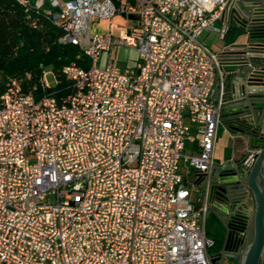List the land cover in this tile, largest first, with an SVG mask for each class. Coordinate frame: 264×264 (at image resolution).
Listing matches in <instances>:
<instances>
[{"label":"built area","instance_id":"1","mask_svg":"<svg viewBox=\"0 0 264 264\" xmlns=\"http://www.w3.org/2000/svg\"><path fill=\"white\" fill-rule=\"evenodd\" d=\"M228 1L49 0L60 39L89 63L62 67L71 89L60 98L16 78L0 95V264H229L223 254L237 255L212 252L206 193L192 189L214 163L225 99L222 81L212 92L218 51L200 35L221 32ZM117 14L132 24L93 29ZM121 45L137 53L124 69L108 56Z\"/></svg>","mask_w":264,"mask_h":264},{"label":"water","instance_id":"2","mask_svg":"<svg viewBox=\"0 0 264 264\" xmlns=\"http://www.w3.org/2000/svg\"><path fill=\"white\" fill-rule=\"evenodd\" d=\"M220 19L224 35L218 58L229 83L225 87L221 123L243 148L237 156L218 163L223 171L218 177L204 173L199 183L221 222L228 227L239 219L238 204L248 191L252 192L253 237L239 264H261L264 251V0H229ZM238 183H242L243 191L236 189ZM229 233L223 249H230Z\"/></svg>","mask_w":264,"mask_h":264},{"label":"trees","instance_id":"3","mask_svg":"<svg viewBox=\"0 0 264 264\" xmlns=\"http://www.w3.org/2000/svg\"><path fill=\"white\" fill-rule=\"evenodd\" d=\"M46 9L33 0H0V95L16 78L26 91L60 98L71 89L62 67L71 62L88 65L89 58L78 45L60 39L63 29ZM47 66L55 84L41 88Z\"/></svg>","mask_w":264,"mask_h":264},{"label":"rangeland","instance_id":"4","mask_svg":"<svg viewBox=\"0 0 264 264\" xmlns=\"http://www.w3.org/2000/svg\"><path fill=\"white\" fill-rule=\"evenodd\" d=\"M132 22L127 16H124L122 14H117L115 15L112 20L109 21L107 19H100L99 21H96L93 24V29L98 30V31H103V30H108L110 29L112 33L118 34L120 29L126 28L130 26ZM217 25H220V22H216ZM110 25V26H109ZM200 38L209 46H211L213 49H215V46L220 39V33L217 31H204L200 35ZM222 42V41H221ZM216 50V49H215ZM106 54H103L102 58ZM109 57L114 58V62L119 65L122 69H124L128 65H132L135 62V58L137 56L135 50L131 47L128 46H118V47H113L109 51L108 54ZM102 63L105 62L104 58L101 61ZM44 78L46 79L47 83L49 85H54L55 84V75L51 69L50 66H47L45 69V75ZM221 129V128H220ZM221 130L219 131L218 134V140L214 148V155L216 158H218V155L220 154V149H224L225 145L228 147L229 140L226 138L224 139L220 135ZM190 142L187 141L186 143V148L185 151L186 153L190 152L189 149ZM232 147L234 148V155L240 154L242 151V146L240 145V142L236 140L234 137V140L232 142ZM230 148V147H228ZM226 148V150L228 149ZM224 155V152H223ZM179 170L182 173L183 176H188L192 173V169L189 167L187 162L184 160H180L179 162ZM192 189L196 192L197 196H201L204 192L203 185L200 183H194L192 184ZM209 212V211H208ZM205 230L206 234L214 239V245L212 247V252H220L223 250V239L221 238V232H220V226L219 222L216 219L215 215L211 216L209 213H207L206 217V222H205ZM222 259L229 263V264H238V259L234 254H223ZM261 264H264V251L262 255V260Z\"/></svg>","mask_w":264,"mask_h":264},{"label":"flooded vegetation","instance_id":"5","mask_svg":"<svg viewBox=\"0 0 264 264\" xmlns=\"http://www.w3.org/2000/svg\"><path fill=\"white\" fill-rule=\"evenodd\" d=\"M220 124L222 125L221 121H220ZM219 162H222V161H219ZM219 162H214L210 170V173H212L213 175L217 177L219 176L220 173H223L222 169L218 167ZM227 168L229 167H226L225 169ZM202 178L203 176L201 177V179ZM258 182L260 183L259 179H258ZM235 187L236 189H239L240 191L244 190L242 189V183L235 184ZM238 208H239L238 211L240 212V216L237 218L239 219H237V222H234V226L228 227V226L223 225V223L221 222V218L218 216V213L215 210V207L212 206L211 203L208 202V211H209L208 213L211 216L215 215L216 219L218 220L219 226H220L221 238L223 239V241L225 240V236L227 232L230 231L229 238L227 239V243L230 249H224V250L226 251L233 250L234 252H236L237 255L235 256L237 257L238 264H239L243 252L245 251L247 245L249 244V242L251 241L253 237L254 198H253L252 192L250 191L247 192L243 201H241V203L238 204Z\"/></svg>","mask_w":264,"mask_h":264},{"label":"crops","instance_id":"6","mask_svg":"<svg viewBox=\"0 0 264 264\" xmlns=\"http://www.w3.org/2000/svg\"><path fill=\"white\" fill-rule=\"evenodd\" d=\"M33 2L37 6L39 5V6H43V7H46V8L49 6V0H33ZM218 21L220 22V26H221V32H219V33H220V39L222 41V38H223V35H224L223 34V26L224 25H223V22H221V19H219ZM221 41H219L217 43V45L215 46V49L217 51H218L219 47L222 44ZM221 81L224 84V87H226L227 84H229L228 81H227V79L225 78V75L223 73V69L220 67V71H216V74H215L214 86H213V90H212V92H213L214 95L217 93V90H218V87H219V83ZM220 130H221L220 135L224 139L226 138V140L227 139L229 140L228 147H230V148H228L227 145H225L224 149H220V154L218 155V158H216L215 155H214V157H215L214 162L222 161L226 157L236 156V155H234V148L232 147V142L234 140V136L228 130H226L221 124L218 125L217 139H216L215 145L217 143L218 134H219V131ZM188 142H190V145H191V142L192 141H188ZM226 148H228V149L226 150ZM223 152H224V155H223ZM185 177L188 180H191L193 178L192 173L190 175H188V176L186 175Z\"/></svg>","mask_w":264,"mask_h":264}]
</instances>
